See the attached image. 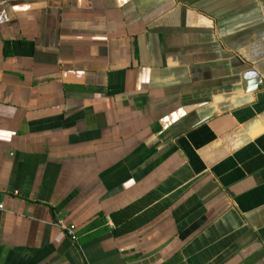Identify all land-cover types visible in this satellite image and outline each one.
<instances>
[{
    "label": "crops",
    "instance_id": "1",
    "mask_svg": "<svg viewBox=\"0 0 264 264\" xmlns=\"http://www.w3.org/2000/svg\"><path fill=\"white\" fill-rule=\"evenodd\" d=\"M0 205V264H264V0H0Z\"/></svg>",
    "mask_w": 264,
    "mask_h": 264
},
{
    "label": "built area",
    "instance_id": "2",
    "mask_svg": "<svg viewBox=\"0 0 264 264\" xmlns=\"http://www.w3.org/2000/svg\"><path fill=\"white\" fill-rule=\"evenodd\" d=\"M0 208H1V205H0ZM66 232H67V233H66L67 236L71 237V239H72L73 241L77 242V238H76V235H75L74 230L69 229V230H67Z\"/></svg>",
    "mask_w": 264,
    "mask_h": 264
}]
</instances>
